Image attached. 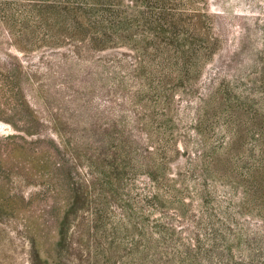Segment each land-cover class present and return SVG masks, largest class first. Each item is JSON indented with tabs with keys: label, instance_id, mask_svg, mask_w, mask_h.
Segmentation results:
<instances>
[{
	"label": "rangeland",
	"instance_id": "374dc122",
	"mask_svg": "<svg viewBox=\"0 0 264 264\" xmlns=\"http://www.w3.org/2000/svg\"><path fill=\"white\" fill-rule=\"evenodd\" d=\"M0 264H264V0H0Z\"/></svg>",
	"mask_w": 264,
	"mask_h": 264
}]
</instances>
